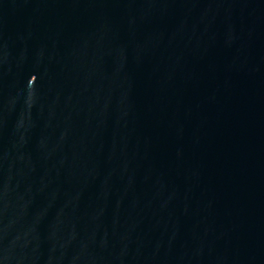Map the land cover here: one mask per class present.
Returning a JSON list of instances; mask_svg holds the SVG:
<instances>
[{"label":"water","instance_id":"95a60500","mask_svg":"<svg viewBox=\"0 0 264 264\" xmlns=\"http://www.w3.org/2000/svg\"><path fill=\"white\" fill-rule=\"evenodd\" d=\"M0 264H264V0H0Z\"/></svg>","mask_w":264,"mask_h":264}]
</instances>
